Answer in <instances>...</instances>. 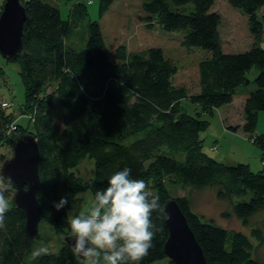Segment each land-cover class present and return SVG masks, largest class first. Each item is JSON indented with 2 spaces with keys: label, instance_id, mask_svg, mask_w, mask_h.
<instances>
[{
  "label": "trees",
  "instance_id": "obj_1",
  "mask_svg": "<svg viewBox=\"0 0 264 264\" xmlns=\"http://www.w3.org/2000/svg\"><path fill=\"white\" fill-rule=\"evenodd\" d=\"M71 1L63 19L45 0H20L25 8L22 50L15 60L4 59L19 66L24 101L15 115L12 103L0 95V165L20 136L34 137L39 153L35 198L41 220L56 236L72 233L68 211L80 191L89 190L94 197L111 175L129 167L134 178L144 179L160 196L162 208L168 198L176 200L206 264H264L258 252L264 242V219L261 226L250 222L257 212H264V168L254 173L245 163L229 166L209 157L199 135L210 124L203 114L229 105L241 87L253 84L242 103V125L227 128L241 129L264 160V134L255 132L257 115L264 112V0H226L243 14L251 36L247 48L228 53L221 44L220 15L212 9L217 0H142L144 25L175 33L187 49L206 51L197 63L195 93L173 84L176 66L159 47L128 51L119 44L110 58L101 27L87 19L88 0ZM113 2L98 0L99 16ZM81 25L85 37L78 49ZM253 67L257 73L250 80L246 75ZM3 75L0 65V78ZM183 100L196 107L194 115L185 112ZM85 158L94 163V176L88 181L72 171ZM166 182L193 190L213 188L216 198L232 202L234 216L251 227L248 233L255 244L246 233L195 213L188 194L172 197ZM13 192L9 190V199ZM65 194L69 204L56 211L54 203ZM152 220L160 231L140 264H175L164 254L168 233L162 211L153 212ZM6 223V230H0V264H30L34 240L13 205ZM59 242L57 251L31 264H80L71 247Z\"/></svg>",
  "mask_w": 264,
  "mask_h": 264
},
{
  "label": "rangeland",
  "instance_id": "obj_2",
  "mask_svg": "<svg viewBox=\"0 0 264 264\" xmlns=\"http://www.w3.org/2000/svg\"><path fill=\"white\" fill-rule=\"evenodd\" d=\"M46 2L54 5L59 9L61 18H67V14L70 8L71 0H45ZM3 0H0V5ZM142 0H114L112 5L103 13L102 17L98 14V0H88L87 5V19L97 21L101 27L102 38H104L106 49L110 58H113L114 48L122 44L128 51H138L147 49L150 47H159L163 50L164 55L169 58L176 66L177 72L173 75V84L176 86H182L188 90L189 93H195L198 91V76H197V63L205 57L206 51L194 48L187 49L180 45L179 36L173 32H166L160 29L157 25L153 28H148L142 21ZM220 15L219 33L221 38V44L223 50L228 52H239L244 50L250 45L251 36L248 32L247 24L243 14L234 10L226 0H217L212 8ZM85 22H87L85 20ZM148 28V29H147ZM78 36L83 39L85 37V30L82 27L77 29ZM84 36V37H83ZM84 45V39L78 44V49H81ZM0 65L4 70V77L0 78V95L1 98L7 99L12 103L10 111H14L15 115L18 113V107L24 101V86L21 83V77L18 73L19 66L13 61H5L0 58ZM257 73L255 67L247 73L246 77L250 80L254 78ZM249 88V91L254 88L253 84L244 86ZM248 91V92H249ZM243 92V89L234 98L235 102L240 100L239 94ZM182 107L185 112L194 115L196 107L183 100ZM237 104V103H236ZM238 105V104H237ZM242 108V107H241ZM234 111L239 113L237 108ZM239 114L232 119L222 118L225 122L220 123V116L217 112L212 114H203L202 118L206 119L210 124L209 128L199 133L202 138L203 151L207 153L209 157L216 159L213 154L217 151L227 156L228 159H224L226 165H233L237 163L247 164L252 172L259 171L264 168V160L262 159V152L256 144H252L250 138L242 133L241 129L236 132L229 130L227 126L242 125V115L238 121ZM257 123L255 132L257 134H264V112H259L257 115ZM22 123H26V120L21 119ZM216 145L217 150L210 149V146ZM216 155V154H215ZM218 161V160H217ZM76 176L88 181V179L94 176V163L91 159L85 158L82 160L75 169L72 170ZM168 192L172 197H178L179 195L188 194L192 202V210L195 213L203 216L204 219L212 220L215 224L221 227L232 228L233 230L241 231L250 236L251 227H245L240 222L234 213L232 212L231 204L227 201H220L216 198L215 190L210 187L202 188L200 190H193L186 187H179L169 182H166ZM13 193L11 194V196ZM77 198L71 203L70 210L68 211V219L71 220L75 215H81L88 211L90 208L93 197L89 190L80 191L77 194ZM247 196L242 198L246 200ZM233 200L241 201L240 198H233ZM258 215L251 217L250 222L252 226L259 225L264 219V212H257ZM261 221V222H260ZM38 231L41 234V239H35L33 249L34 251L47 247L49 252H55L59 248L60 242L67 234L55 235L50 226L42 220L38 224ZM248 233V234H247ZM264 233V229H263ZM72 234V233H70ZM252 242L255 244L254 240ZM260 258L264 261V242L259 247ZM165 262V261H163ZM162 262V263H163ZM159 264V263H155Z\"/></svg>",
  "mask_w": 264,
  "mask_h": 264
},
{
  "label": "clouds",
  "instance_id": "obj_3",
  "mask_svg": "<svg viewBox=\"0 0 264 264\" xmlns=\"http://www.w3.org/2000/svg\"><path fill=\"white\" fill-rule=\"evenodd\" d=\"M131 173L129 167L116 171L105 188L95 191L88 211L71 218V250L80 264H140L154 246L160 228L153 223L152 214L163 211L160 196ZM13 185L12 177L0 168V230L7 227L6 214L12 206L8 193ZM68 204L65 194L53 207L60 211ZM48 254L46 246L33 251L30 264Z\"/></svg>",
  "mask_w": 264,
  "mask_h": 264
},
{
  "label": "water",
  "instance_id": "obj_4",
  "mask_svg": "<svg viewBox=\"0 0 264 264\" xmlns=\"http://www.w3.org/2000/svg\"><path fill=\"white\" fill-rule=\"evenodd\" d=\"M0 9V56L15 60L22 50L25 8L20 0H3ZM9 154L0 168L14 181L12 205L24 218V231L35 241L39 239L38 224L42 219V209L35 198L39 183L37 142L31 134H23L13 142ZM162 215L168 233L163 244L166 257L175 264H206L202 249L175 199L165 201ZM63 241L71 247L73 234L64 237Z\"/></svg>",
  "mask_w": 264,
  "mask_h": 264
},
{
  "label": "crops",
  "instance_id": "obj_5",
  "mask_svg": "<svg viewBox=\"0 0 264 264\" xmlns=\"http://www.w3.org/2000/svg\"><path fill=\"white\" fill-rule=\"evenodd\" d=\"M241 89H243V92H241L240 94H239V97H240V100L239 101H237V102H235V100H234V98L236 97V95L234 96V98L232 99L233 101L229 104V105H225V106H223V107H220L219 109H217V110H214V112H217L218 113V115L220 116V118H221V120H220V123L222 124L223 123V126H224V124H225V122H224V120L222 119V118H226L227 119V121H228V119L230 118V119H232L233 117H236V114H239L237 117L238 118H236V119H238V121L240 120V118H241V115H242V110H241V107H242V103H243V101H244V97L247 95V93H248V91H249V88H246V87H241ZM241 89L239 90V91H241ZM239 93V92H238ZM238 105H237V104ZM234 108H237V110L239 111V113H237L236 111H234ZM242 117H243V115H242ZM214 146V148H212V149H215V150H217V147H216V145H213ZM212 146V147H213ZM211 149V146H210V148H209V150ZM216 154V155H215ZM213 156L216 158V160H218L219 162H224V163H226L225 162V160L224 159H228L227 158V156H224L222 153H220L219 151H217V152H215L214 154H213Z\"/></svg>",
  "mask_w": 264,
  "mask_h": 264
},
{
  "label": "built area",
  "instance_id": "obj_6",
  "mask_svg": "<svg viewBox=\"0 0 264 264\" xmlns=\"http://www.w3.org/2000/svg\"><path fill=\"white\" fill-rule=\"evenodd\" d=\"M3 106H6V104H3ZM214 148V147H213Z\"/></svg>",
  "mask_w": 264,
  "mask_h": 264
},
{
  "label": "bare ground",
  "instance_id": "obj_7",
  "mask_svg": "<svg viewBox=\"0 0 264 264\" xmlns=\"http://www.w3.org/2000/svg\"><path fill=\"white\" fill-rule=\"evenodd\" d=\"M243 115V114H242Z\"/></svg>",
  "mask_w": 264,
  "mask_h": 264
}]
</instances>
